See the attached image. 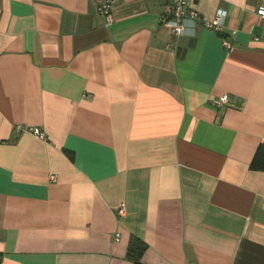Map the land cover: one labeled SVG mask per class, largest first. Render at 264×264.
<instances>
[{
	"label": "crops",
	"instance_id": "0c3cea01",
	"mask_svg": "<svg viewBox=\"0 0 264 264\" xmlns=\"http://www.w3.org/2000/svg\"><path fill=\"white\" fill-rule=\"evenodd\" d=\"M173 1L0 0V264H264V0Z\"/></svg>",
	"mask_w": 264,
	"mask_h": 264
},
{
	"label": "built area",
	"instance_id": "2783aa9c",
	"mask_svg": "<svg viewBox=\"0 0 264 264\" xmlns=\"http://www.w3.org/2000/svg\"><path fill=\"white\" fill-rule=\"evenodd\" d=\"M115 0H104L102 5L98 8V13L101 15L106 23L111 22V9ZM256 14L264 17V7L258 8ZM226 13L223 11H217L214 18L211 21L202 23L206 28L213 30H220L223 25ZM168 19V20H166ZM185 19H200L199 14L191 7V0H174L170 9L166 12L165 16L162 17V21L170 27V32L175 37H180L183 33V21ZM223 45L227 51H232V46L226 41H223ZM229 98L227 95L221 96L215 101V104L220 106L228 103ZM31 133L40 139L44 138V134L36 128L30 129ZM122 207L119 212H122ZM119 235H116L118 240Z\"/></svg>",
	"mask_w": 264,
	"mask_h": 264
},
{
	"label": "trees",
	"instance_id": "16d2710c",
	"mask_svg": "<svg viewBox=\"0 0 264 264\" xmlns=\"http://www.w3.org/2000/svg\"><path fill=\"white\" fill-rule=\"evenodd\" d=\"M250 169L264 172V145L258 146L249 165ZM146 250L144 242L131 236L127 245V256L133 264H141L140 258Z\"/></svg>",
	"mask_w": 264,
	"mask_h": 264
},
{
	"label": "rangeland",
	"instance_id": "374dc122",
	"mask_svg": "<svg viewBox=\"0 0 264 264\" xmlns=\"http://www.w3.org/2000/svg\"><path fill=\"white\" fill-rule=\"evenodd\" d=\"M30 129H31V128L28 129L29 132H31Z\"/></svg>",
	"mask_w": 264,
	"mask_h": 264
}]
</instances>
